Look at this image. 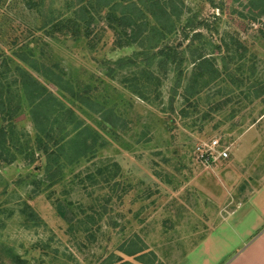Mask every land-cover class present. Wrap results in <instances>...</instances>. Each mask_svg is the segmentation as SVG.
<instances>
[{
  "label": "rangeland",
  "instance_id": "rangeland-1",
  "mask_svg": "<svg viewBox=\"0 0 264 264\" xmlns=\"http://www.w3.org/2000/svg\"><path fill=\"white\" fill-rule=\"evenodd\" d=\"M33 1L38 6L0 0V49L23 45L33 34L41 37L42 60L47 57L70 87L60 91L44 75L32 74L99 135L82 159L60 162L59 175L38 193L31 184L34 174H42L34 169L38 161L0 162V246L29 264L244 262L241 252L264 228V15L257 5L215 0L223 2L220 10L205 0H161L173 21L180 18L169 38L187 56L179 74L158 61L147 63L143 46L157 43L148 22L143 46L118 44L104 5L117 0ZM126 3L113 6L121 12ZM85 12L93 19L83 27L88 33L73 38L63 24ZM151 18L168 24L164 16ZM187 18L200 22L193 49L208 53L207 64L192 63L193 49L185 48ZM130 58L137 68L123 67ZM152 72L153 82L147 75ZM102 108L121 116L116 128H105ZM23 109L17 128L34 135L29 107ZM72 125L63 123L65 139L75 134ZM213 139L228 157L205 165L195 146ZM55 200L81 222L67 223Z\"/></svg>",
  "mask_w": 264,
  "mask_h": 264
},
{
  "label": "trees",
  "instance_id": "trees-1",
  "mask_svg": "<svg viewBox=\"0 0 264 264\" xmlns=\"http://www.w3.org/2000/svg\"><path fill=\"white\" fill-rule=\"evenodd\" d=\"M66 1L69 3V0ZM95 1L100 2L101 0ZM126 1L127 3L124 4L125 7H123L121 12H118L117 6H113L115 3H125ZM160 1L161 0H117L112 3L107 2L104 5L108 6L110 12H107L105 18L109 19L110 28L113 30L114 35H116V38L119 39V45L125 42L127 44L138 43L143 46L142 26H146L148 22L150 25V33L153 37H157V43L156 45L151 43L148 44V46H143L147 49H144L146 50L144 53L149 54V61L147 63L152 64L158 61L160 67L168 65L172 69L178 68L179 74H181L182 64L187 56L180 52L179 49L181 48V44L179 42H177L176 45H171L169 42L170 36L177 34L176 21L180 18L173 21V15L171 16L166 12L165 8L160 4ZM205 1L217 9H223V2H219L218 4L215 0ZM247 1L252 6L257 5L259 9L258 15H264V0ZM27 4L33 7L38 6L39 3L33 0H27ZM68 8H70V6H68ZM180 14L183 15V12L177 14V17H180ZM151 15L157 20L159 17L164 16L162 19L168 20V24L158 25L154 23ZM80 18L81 19L78 18L71 22L69 26H67L66 23L63 24V27L69 29L72 37L76 39L77 37L87 35L88 31L86 30V33L83 32V27L93 20L87 12L81 14ZM186 21L187 24L183 27L182 33L184 40L189 38V43L185 48L193 49V42L199 40L201 36V32L197 30V26L200 22L192 24L189 18H187ZM39 27L35 29L30 28L29 33L33 32L36 34ZM186 27H189L188 30H186ZM59 31H61V29H59ZM31 39H34V44L36 45L34 48L31 46ZM31 39H28L23 45L13 46V49L11 48L12 46L8 48V50L0 49V162L9 164L18 157L28 163L38 161V165L35 166L34 169L38 172L41 170L42 174L38 176V173H36L31 177V184L37 187V189H33V192L36 191L38 193L44 191L40 189V187L45 184L46 180H52L59 175L58 170H62L63 164L74 163L79 158L82 159L89 151L91 152L93 147L95 145L97 146L99 133L94 131L90 125L76 120L72 109L67 107L61 100L57 99L54 94L32 74L33 70L40 75H44V77H46L48 81L54 83L60 91H68V87H70L69 81L56 74L52 65H48L45 62L47 57L42 60L45 53L43 52L44 42L43 40L41 41V37L37 34H33ZM38 45L41 46V50L36 55ZM155 48H157V50ZM207 55L208 53L203 49H193L191 54L192 63L196 62L195 65L199 66L205 63L207 64L209 61ZM126 66L137 68L138 64L130 58L123 67ZM28 69H31V72ZM152 74L153 72L147 73L149 80L153 82L156 81L157 78L155 79ZM133 75L135 76L137 73ZM11 77H19V80L12 79ZM77 99L82 101V97H77ZM56 100V104L52 105V102ZM25 104L29 107L28 113L30 120L34 124L36 130V134L34 135H26L17 128L16 119L24 113L23 105ZM50 108L53 109L55 114L54 118L51 117L49 112ZM102 109L100 119L104 121L106 125L105 128H116L117 121L121 116L115 113L111 108ZM64 122L73 124L72 126L75 134L71 136L72 138L69 136L68 139H65L66 133L68 132L64 133V131H66L65 129L68 126L63 129L62 126ZM90 132H92V134H90L92 136L88 138L87 134ZM23 205L24 207L22 209L33 216L34 212L31 211L30 205H28L27 202H23ZM56 206L59 215L70 225L75 223L73 219L79 223L81 222L79 216L73 218V216L68 217L66 215V211L61 208V201H57ZM0 247V251H2L0 253L6 254L8 258H11V261L7 262L6 257L0 254V264H29L5 247Z\"/></svg>",
  "mask_w": 264,
  "mask_h": 264
},
{
  "label": "built area",
  "instance_id": "built-area-1",
  "mask_svg": "<svg viewBox=\"0 0 264 264\" xmlns=\"http://www.w3.org/2000/svg\"><path fill=\"white\" fill-rule=\"evenodd\" d=\"M195 156L203 164H211L216 161L225 160L228 157L226 147H222L216 139L210 142L197 143L195 146Z\"/></svg>",
  "mask_w": 264,
  "mask_h": 264
},
{
  "label": "crops",
  "instance_id": "crops-1",
  "mask_svg": "<svg viewBox=\"0 0 264 264\" xmlns=\"http://www.w3.org/2000/svg\"><path fill=\"white\" fill-rule=\"evenodd\" d=\"M241 255L245 261L239 264H264V228L250 239Z\"/></svg>",
  "mask_w": 264,
  "mask_h": 264
}]
</instances>
